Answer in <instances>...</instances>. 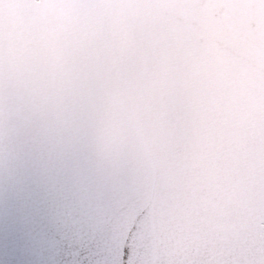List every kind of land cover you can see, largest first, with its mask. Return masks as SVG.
Masks as SVG:
<instances>
[{"label":"snow or ice","instance_id":"1","mask_svg":"<svg viewBox=\"0 0 264 264\" xmlns=\"http://www.w3.org/2000/svg\"><path fill=\"white\" fill-rule=\"evenodd\" d=\"M0 264H264V0H0Z\"/></svg>","mask_w":264,"mask_h":264},{"label":"water","instance_id":"2","mask_svg":"<svg viewBox=\"0 0 264 264\" xmlns=\"http://www.w3.org/2000/svg\"><path fill=\"white\" fill-rule=\"evenodd\" d=\"M74 251H78V250H74Z\"/></svg>","mask_w":264,"mask_h":264}]
</instances>
